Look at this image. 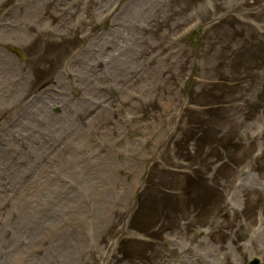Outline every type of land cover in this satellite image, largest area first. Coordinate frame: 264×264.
I'll return each mask as SVG.
<instances>
[{
	"label": "rangeland",
	"instance_id": "374dc122",
	"mask_svg": "<svg viewBox=\"0 0 264 264\" xmlns=\"http://www.w3.org/2000/svg\"><path fill=\"white\" fill-rule=\"evenodd\" d=\"M262 190L264 0H0V264H264Z\"/></svg>",
	"mask_w": 264,
	"mask_h": 264
},
{
	"label": "bare ground",
	"instance_id": "6f19581e",
	"mask_svg": "<svg viewBox=\"0 0 264 264\" xmlns=\"http://www.w3.org/2000/svg\"><path fill=\"white\" fill-rule=\"evenodd\" d=\"M239 188H240V191H242L244 188H245V185L243 184V182H241L239 184ZM263 232V233H262ZM258 234H262L264 235V229L262 231H259Z\"/></svg>",
	"mask_w": 264,
	"mask_h": 264
},
{
	"label": "water",
	"instance_id": "95a60500",
	"mask_svg": "<svg viewBox=\"0 0 264 264\" xmlns=\"http://www.w3.org/2000/svg\"><path fill=\"white\" fill-rule=\"evenodd\" d=\"M253 264H255V263H253Z\"/></svg>",
	"mask_w": 264,
	"mask_h": 264
}]
</instances>
